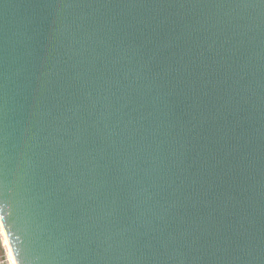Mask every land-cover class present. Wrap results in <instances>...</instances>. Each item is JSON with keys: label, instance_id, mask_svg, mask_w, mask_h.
Returning a JSON list of instances; mask_svg holds the SVG:
<instances>
[{"label": "water", "instance_id": "1", "mask_svg": "<svg viewBox=\"0 0 264 264\" xmlns=\"http://www.w3.org/2000/svg\"><path fill=\"white\" fill-rule=\"evenodd\" d=\"M0 220L16 264H264V0H0Z\"/></svg>", "mask_w": 264, "mask_h": 264}, {"label": "bare ground", "instance_id": "2", "mask_svg": "<svg viewBox=\"0 0 264 264\" xmlns=\"http://www.w3.org/2000/svg\"><path fill=\"white\" fill-rule=\"evenodd\" d=\"M0 241L4 250V254H5V258L6 261L8 262V264H16L15 259L13 257L11 248L8 244V240L6 237V234L4 232L3 226L1 224V220H0Z\"/></svg>", "mask_w": 264, "mask_h": 264}, {"label": "built area", "instance_id": "3", "mask_svg": "<svg viewBox=\"0 0 264 264\" xmlns=\"http://www.w3.org/2000/svg\"><path fill=\"white\" fill-rule=\"evenodd\" d=\"M0 264H8L5 258L4 250L0 241Z\"/></svg>", "mask_w": 264, "mask_h": 264}]
</instances>
